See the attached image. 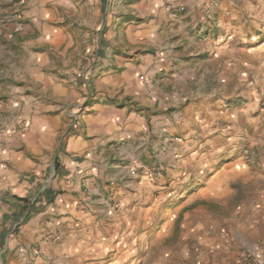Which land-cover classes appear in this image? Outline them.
<instances>
[{"label":"crops","instance_id":"obj_1","mask_svg":"<svg viewBox=\"0 0 264 264\" xmlns=\"http://www.w3.org/2000/svg\"><path fill=\"white\" fill-rule=\"evenodd\" d=\"M17 6L41 47L22 41L18 66ZM46 6L0 0V264H221L227 187L261 175L199 160L226 107L254 108L264 89V0L132 1L57 76L49 49L73 36Z\"/></svg>","mask_w":264,"mask_h":264},{"label":"rangeland","instance_id":"obj_2","mask_svg":"<svg viewBox=\"0 0 264 264\" xmlns=\"http://www.w3.org/2000/svg\"><path fill=\"white\" fill-rule=\"evenodd\" d=\"M50 1L52 5H58L46 6L53 11L52 19L67 23L69 32L73 36L72 40L67 39L49 49V63L45 64L44 67L48 73L57 76V69H60L61 72L67 70L69 74H74V70H77L76 63L79 58V50L88 47L89 52H91L94 49L93 36L96 33H105L106 30L101 25L106 16H110V19L113 18V20L123 16L128 19L127 14L129 13L125 14L123 10L125 8L127 10V6L136 0ZM23 11L22 6H17L9 17L15 24L13 16L18 14L20 20L29 24L28 30L22 36L17 35L15 43L11 44L12 61L16 66L19 65V59H21L24 51L23 47L20 46L22 41H28L30 48H41L36 44L32 45L33 40L37 37V32L34 31L33 24L28 20V17L24 16L26 13ZM84 30H87V35L83 37V40L78 39ZM14 32L21 34L15 30V25ZM0 42L3 47L8 48L9 45L3 39H0ZM1 82L2 80L0 81L2 86L0 100L5 103L9 96L4 87L7 82ZM39 92L35 91V93ZM172 108L171 106L167 107V112L171 111ZM226 109L230 112L223 121V128L227 133L221 138L210 140V151L213 155L208 159L204 157L199 162L204 164L208 161L210 168H214L222 165V163L241 161L253 164L258 170H253L252 174L261 175V177L255 181H249L243 186L231 185V187H227L224 203V226L220 230L223 239H225V247L216 246L212 248L221 249L216 251L221 264H261V262L264 264V89L259 92L256 107L228 105ZM241 110L242 112H240ZM244 110L247 112H243ZM70 122L73 121L67 116V128ZM195 141L201 144L205 140L195 139ZM159 173L162 174L163 172L155 170L149 174L151 177H155ZM162 175L163 178L167 177L164 173ZM178 177L183 178L184 176L180 174ZM238 228L240 235L242 234L241 238ZM239 238L242 239L240 243L237 242ZM199 262V259H194L195 264Z\"/></svg>","mask_w":264,"mask_h":264},{"label":"built area","instance_id":"obj_3","mask_svg":"<svg viewBox=\"0 0 264 264\" xmlns=\"http://www.w3.org/2000/svg\"><path fill=\"white\" fill-rule=\"evenodd\" d=\"M169 8L172 9L173 5H169ZM207 11V10H206ZM14 19H15V30L18 32H22L25 29V22H23L22 20H20V16L18 14H14ZM87 103L86 102H81L75 105V107L77 108V111L74 112L71 110V108L68 109V115L69 117L72 119L73 123L76 124V122L79 121L80 119V115L83 112V110H85ZM20 125L22 127H26L27 126V122L25 121V119H21L19 121ZM263 262H261L262 264Z\"/></svg>","mask_w":264,"mask_h":264}]
</instances>
